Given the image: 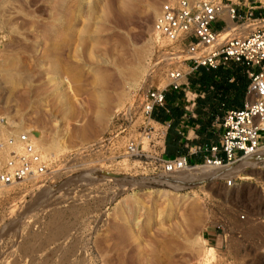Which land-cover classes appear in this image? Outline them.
I'll use <instances>...</instances> for the list:
<instances>
[{"label": "rangeland", "instance_id": "rangeland-1", "mask_svg": "<svg viewBox=\"0 0 264 264\" xmlns=\"http://www.w3.org/2000/svg\"><path fill=\"white\" fill-rule=\"evenodd\" d=\"M163 1L0 0V139L27 129L56 160L46 185L0 187V264H264V169L226 186L205 164L162 172L150 156L162 141L148 144L145 92L186 70L152 28ZM191 74L196 97L175 90L186 119L202 117ZM178 128L188 153L195 127ZM133 136L141 157L124 152Z\"/></svg>", "mask_w": 264, "mask_h": 264}, {"label": "built area", "instance_id": "built-area-1", "mask_svg": "<svg viewBox=\"0 0 264 264\" xmlns=\"http://www.w3.org/2000/svg\"><path fill=\"white\" fill-rule=\"evenodd\" d=\"M251 23L244 33L220 36L228 27ZM219 24L216 29L214 24ZM152 28L165 40L176 44L180 50L182 68L169 70L168 81L163 87L148 88L141 103L143 120L154 121L155 125L145 124L144 131L150 134L148 144H158L161 153L150 156L162 172L190 169L199 164L227 166L244 157L264 149V4L257 0H165L152 21ZM229 60L240 62L249 78L246 96L242 106L227 109L219 120L221 128L216 142L194 144L185 154L167 156L164 153V140L168 122H161L152 117L157 107L166 111L168 90H183L191 93L187 99H194L197 92L188 89L187 74L198 65L215 68L225 65ZM187 87V88H186ZM212 87V85H210ZM203 95V93H199ZM194 102H192L193 104ZM194 115V113L192 114ZM6 124V118L0 115V125ZM142 136V134L140 135ZM142 137H128L124 152L129 156H142ZM202 152L200 161L190 160V153ZM140 160V159H139ZM55 158L45 155L36 145L34 135L27 129L9 131L0 139V187L31 183L35 186L50 183L55 173ZM258 165L264 169V156ZM221 177V176H218ZM239 174L223 176L226 186L237 183ZM244 216V215H242Z\"/></svg>", "mask_w": 264, "mask_h": 264}, {"label": "trees", "instance_id": "trees-1", "mask_svg": "<svg viewBox=\"0 0 264 264\" xmlns=\"http://www.w3.org/2000/svg\"><path fill=\"white\" fill-rule=\"evenodd\" d=\"M230 77H233L230 80ZM189 80L192 84H198L204 90L203 96L197 97L195 110L202 115L200 118H188V121H197L195 131L198 135L196 139H191L192 144L195 141L198 144L216 142V130L213 128L215 117H221L227 109L239 108L242 106L249 78L245 72L244 66L235 60H229L225 65H219L215 68H206L198 65L195 74H191ZM213 85L209 90L207 86ZM168 111L163 107H157L152 112V117L161 122H168V128L164 140V153L167 156H173L181 153L187 154V148L184 147L186 138L178 128L180 117L185 110L183 106L176 103L180 96L179 92L171 90L165 92ZM190 160L198 159L197 153L189 155Z\"/></svg>", "mask_w": 264, "mask_h": 264}, {"label": "bare ground", "instance_id": "bare-ground-1", "mask_svg": "<svg viewBox=\"0 0 264 264\" xmlns=\"http://www.w3.org/2000/svg\"><path fill=\"white\" fill-rule=\"evenodd\" d=\"M151 11H153L151 9ZM157 12H155L156 14ZM151 14V13H150ZM153 16V13H152ZM253 25L250 23L249 25L243 27L242 29L237 30L235 26H233L232 23L228 22V27L226 28V30L222 33H220L221 38L225 37L228 33L230 35H236V34H240V33H244L245 31H247L250 27H252ZM40 148V147H39ZM40 150L44 153L47 154L48 151H50V149H44V148H40ZM264 156V149H262L261 151H258L256 153H253L251 155H248L246 157H244L241 160H238L230 165H225V166H212V165H207L205 164L204 166H201V169H205L203 171H201L200 175L202 177H218V176H225V175H230V174H237L239 172H243L242 170L247 169V168H255L254 166L257 165L259 163V159L262 158ZM259 166V165H258ZM196 167V166H195ZM200 167V166H199ZM194 168V167H193ZM190 168V169H193ZM183 170H189V169H183ZM254 170V169H253ZM198 171V168H197ZM194 170L191 171L190 173H183L182 177H180V181H186L188 182V184H192V182L194 180L197 181L199 177L195 176L194 174L197 172ZM199 172V171H198ZM244 173V176L250 177L249 173ZM253 173V172H252ZM182 174V173H181ZM175 180V179H174ZM171 181H173L171 179ZM171 181L169 182V184L171 183ZM177 181V180H176ZM35 241V240H34ZM37 243V242H36ZM31 244V243H30ZM33 244V243H32ZM33 246V245H32ZM35 246V245H34ZM39 251V249H38ZM34 252V251H33ZM37 254V253H36ZM41 255V254H40ZM31 257V256H29ZM36 257V256H35ZM66 259V258H65ZM39 261V260H38ZM42 261V260H41ZM64 261V260H63ZM66 261V260H65ZM13 264H16L15 262H12ZM11 263V264H12ZM75 263V262H74ZM83 263V262H82ZM46 264V263H45Z\"/></svg>", "mask_w": 264, "mask_h": 264}, {"label": "crops", "instance_id": "crops-1", "mask_svg": "<svg viewBox=\"0 0 264 264\" xmlns=\"http://www.w3.org/2000/svg\"><path fill=\"white\" fill-rule=\"evenodd\" d=\"M187 115V113H186V111H185V113H183L182 115H181V119H180V123H179V126H184L185 128H186V130H187V132H189V133H194V127L196 126L195 124L194 125H192V123L190 122V121H188L186 118H185V116ZM178 126V127H179ZM190 136H186V138H189ZM200 159V158H199ZM193 160H198L197 158H193Z\"/></svg>", "mask_w": 264, "mask_h": 264}]
</instances>
